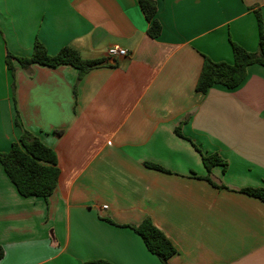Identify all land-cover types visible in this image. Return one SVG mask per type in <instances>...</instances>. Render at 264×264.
<instances>
[{
    "label": "crops",
    "instance_id": "crops-1",
    "mask_svg": "<svg viewBox=\"0 0 264 264\" xmlns=\"http://www.w3.org/2000/svg\"><path fill=\"white\" fill-rule=\"evenodd\" d=\"M154 1L152 39L137 0H0V153L27 131L59 169L45 200L0 164V264H162L130 228L144 219L175 247L168 264H264V203L240 192L264 189V68L195 91L204 57L257 52L264 0ZM35 41L103 63L80 79L67 65L11 72L6 55ZM212 154L225 169L204 168Z\"/></svg>",
    "mask_w": 264,
    "mask_h": 264
},
{
    "label": "trees",
    "instance_id": "trees-1",
    "mask_svg": "<svg viewBox=\"0 0 264 264\" xmlns=\"http://www.w3.org/2000/svg\"><path fill=\"white\" fill-rule=\"evenodd\" d=\"M137 2L149 25L148 37L157 38L161 32V25L155 18L157 11L155 1L137 0ZM256 18L259 27L257 52H247L236 43L231 42L233 57L231 63L213 62L204 57L195 84L196 92L205 94L214 85L233 89L245 79L249 66L259 65L264 68V29L258 12H256ZM13 61L22 68H28L34 64L51 68L61 65L71 66L78 70V79L103 63L102 60H85L77 51L69 47L62 48L55 55H49L39 41L34 42L30 57L19 58L10 54L6 55L5 63L11 72L14 70ZM201 161L207 171L216 165H222L224 169L226 167V164L217 154L202 155ZM0 164L22 197H41L46 200L56 187L59 176L56 153L27 131L22 132L18 142L12 144L8 152L0 153ZM147 166L161 170L154 165ZM240 192L264 203V189L262 188H245ZM130 228L140 236L146 249L158 257L162 264H168V260L176 253L171 241L153 225L150 219H144L138 226H130ZM3 256L4 251L0 245V261ZM84 264L112 263L104 260H91Z\"/></svg>",
    "mask_w": 264,
    "mask_h": 264
},
{
    "label": "built area",
    "instance_id": "built-area-1",
    "mask_svg": "<svg viewBox=\"0 0 264 264\" xmlns=\"http://www.w3.org/2000/svg\"><path fill=\"white\" fill-rule=\"evenodd\" d=\"M107 55L111 57H126L127 51L117 47H110L107 50ZM102 209H107V206H102Z\"/></svg>",
    "mask_w": 264,
    "mask_h": 264
}]
</instances>
